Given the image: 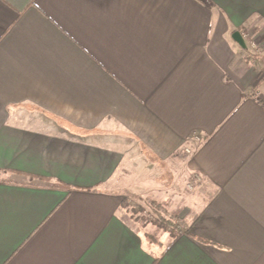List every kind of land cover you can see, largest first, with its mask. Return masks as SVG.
<instances>
[{"label":"crops","instance_id":"0c3cea01","mask_svg":"<svg viewBox=\"0 0 264 264\" xmlns=\"http://www.w3.org/2000/svg\"><path fill=\"white\" fill-rule=\"evenodd\" d=\"M263 64L264 0H0V264H264Z\"/></svg>","mask_w":264,"mask_h":264},{"label":"trees","instance_id":"16d2710c","mask_svg":"<svg viewBox=\"0 0 264 264\" xmlns=\"http://www.w3.org/2000/svg\"><path fill=\"white\" fill-rule=\"evenodd\" d=\"M247 61L251 62L254 65H257V60L253 57H247ZM150 210V215L152 220L150 223L156 226L158 229L162 230L164 233H167L168 236L175 241L182 235L188 234L186 224L183 221L178 220L174 217H167L162 213L160 207L154 203H148L146 205ZM134 211V214H138L139 210L142 209V206L136 203L131 207Z\"/></svg>","mask_w":264,"mask_h":264},{"label":"rangeland","instance_id":"374dc122","mask_svg":"<svg viewBox=\"0 0 264 264\" xmlns=\"http://www.w3.org/2000/svg\"><path fill=\"white\" fill-rule=\"evenodd\" d=\"M141 162V161H140ZM148 173L147 174H145V175H142V179L141 180H138V181H140V182H142L143 181V184L142 185H144V187L146 186H150V184L152 183L153 185L154 184H156L157 182V184H159L160 183V181H157V179L159 180L161 177H163L162 175H161V172L160 171H157L156 169H150L149 171H147ZM169 173V172H168ZM161 175V177L159 178V176ZM170 175H171V173H170ZM140 177V176H139ZM138 177V175H135V174H130L127 178H126V180H125V182H123V183H121L119 186L121 187V188H123V189H127V188H129V187H134L135 188V186H138L137 185V179L139 178ZM157 178V179H156ZM166 180L167 181H164V183H168V186H170L172 189H173V187L175 188V186H174V183H172V181H171V177H167L166 176ZM175 180V179H174ZM194 182H195V184H197V182L195 181V177H194ZM156 184V185H157ZM155 185V186H156ZM164 185V184H163ZM199 185V184H198ZM133 189V188H132ZM182 189H184V191H186V192H196L197 190L195 189V187L193 186V185H191V184H187L186 185V183L184 184V185H182V187L179 189V190H181L182 191ZM122 190V189H121ZM153 195V194H152ZM152 195H147L146 197H148L149 199H144V200H141L140 201V203H141V205L144 207V208H147L148 209V207H146V205L148 204V203H153V202H151V200L150 199H153V196ZM127 197V196H126ZM129 198V197H128ZM130 201H132V200H129V202ZM134 203H137L136 201L134 202ZM171 211H172V209H171ZM150 212V210L149 211H147V212H145V213H149ZM150 214V213H149ZM134 215H136L138 218L140 217V219H141V221H143L142 219H146L147 217H146V215H144V216H138L137 214H134ZM148 219V218H147ZM141 224H143V223H141Z\"/></svg>","mask_w":264,"mask_h":264},{"label":"built area","instance_id":"2783aa9c","mask_svg":"<svg viewBox=\"0 0 264 264\" xmlns=\"http://www.w3.org/2000/svg\"><path fill=\"white\" fill-rule=\"evenodd\" d=\"M252 50L255 52V54L258 56L259 52L257 51V46L255 43L251 44ZM258 78L260 81H264V64L262 65L261 69L259 70V74H258ZM194 139L196 141H199L198 137H194ZM185 154L186 155H190V151L189 150H185ZM195 181L196 182H200V178L199 177H195Z\"/></svg>","mask_w":264,"mask_h":264},{"label":"water","instance_id":"95a60500","mask_svg":"<svg viewBox=\"0 0 264 264\" xmlns=\"http://www.w3.org/2000/svg\"><path fill=\"white\" fill-rule=\"evenodd\" d=\"M232 39L234 40V42H236L240 47L242 48H245L244 47V43H243V40L240 36L239 33H234L233 36H232Z\"/></svg>","mask_w":264,"mask_h":264}]
</instances>
